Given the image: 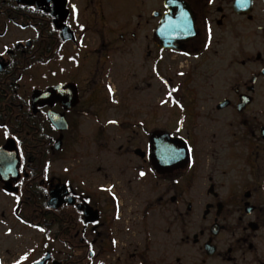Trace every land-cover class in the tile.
<instances>
[{
  "label": "flooded vegetation",
  "instance_id": "af4514ba",
  "mask_svg": "<svg viewBox=\"0 0 264 264\" xmlns=\"http://www.w3.org/2000/svg\"><path fill=\"white\" fill-rule=\"evenodd\" d=\"M166 1L176 0H163L158 21L165 15L185 27L192 22L196 35L166 50L152 26L151 50L139 56L140 24L110 29L107 20H91L84 0H68L66 15L3 0L0 17L34 36L0 52V148L14 141L20 157L11 189L0 182V264H22L11 239L13 226L29 228L28 205L31 229L46 240L34 261L51 253L48 264H264V0H179L182 12ZM2 22L0 35L8 27ZM164 53L184 59L183 83L171 84L160 71ZM113 55L119 86L126 67L138 75L144 62L149 88L155 91V78L163 82L161 106L176 107L177 130L108 119L106 93L113 106L123 104L113 69L106 70ZM31 60L36 69L28 73ZM92 60L109 85L86 82ZM210 62L215 68L201 69ZM198 74L206 83H186ZM55 87L34 113L33 91ZM156 113L153 105L151 121ZM50 116L63 117L68 128L57 129ZM157 132L179 139L181 167L160 165ZM53 193L60 202L51 208Z\"/></svg>",
  "mask_w": 264,
  "mask_h": 264
},
{
  "label": "rangeland",
  "instance_id": "374dc122",
  "mask_svg": "<svg viewBox=\"0 0 264 264\" xmlns=\"http://www.w3.org/2000/svg\"><path fill=\"white\" fill-rule=\"evenodd\" d=\"M84 3L83 4L87 6L86 10L91 16V20H107L110 29H114L118 25L125 24L126 22L132 23L134 26L140 24L141 28L138 31L140 38L139 41L143 42L144 44L143 47L140 48L139 56L141 53L151 50L147 46L146 38L149 33V29H151L152 26L156 27L158 25V19L153 18L152 13L153 11H159L160 13H162L163 0H84ZM101 15L103 17H101ZM7 26L8 27L6 28V33L0 35V52L4 51L7 48H11L15 45V42L17 41L31 39L34 36L31 31L25 30L20 26L17 27L12 22L7 23ZM2 27H5L3 22L2 24H0V28ZM118 56L119 55H113L114 59L111 57L114 63L113 65L106 66V70L109 68L113 69L111 83H113L115 89L118 90V92L116 93L118 94L117 100L123 101V104L121 105L122 108L118 106H113L112 103L110 104L111 101L110 99H108L106 93V113L108 119H114L115 121L127 119L129 120V122L133 121L136 124L143 125V127L147 130L153 127H171L170 131H173L174 129L177 130L179 121L176 107L174 105L161 106V102L164 101V92L163 88L161 87L163 82L158 78H155V91L153 92V88H149L150 83L148 82V69L146 63L144 62L143 68L142 64L140 65L138 75H136L137 72L133 74L135 71L131 68L126 67V69L121 72V74H123V77L121 78L124 79L123 86H119L118 82L116 81V79L119 80V71L121 69L120 67L118 68ZM123 57L124 59H130V57L126 55ZM134 58L136 59V63L141 62L138 56ZM183 61L184 59L181 57H175L169 53H164L160 71L162 72V74L172 77L173 81L171 84L173 85H178L184 82V80L182 79V70L180 69V65L181 63H183ZM188 61L190 62L191 60ZM93 63L94 65L91 68V75L87 77L86 82L92 87H94V85H98L99 87L101 85L103 87L105 85H109L106 76H103L105 71L98 72V69L101 68V66L98 63L95 64V61H93ZM210 65L214 66V63L210 62L209 66L208 64H205L201 67V69L208 70V67H210ZM94 66L96 69H94ZM195 66L196 65H194V67ZM103 70H105V67ZM97 74L98 76H96ZM116 76L118 77L116 78ZM190 77L191 76L188 75L186 81L187 84L206 83L207 80V77H200V75L198 74V76L194 77L195 81L192 82L191 79L188 80V78ZM23 84H25V82ZM31 85H33V83L27 82V84L25 85L26 88H24L31 92ZM93 89H95V87ZM152 93H155L154 96L151 95ZM116 94L114 93L113 95ZM119 96H122V98H119ZM101 102H104L103 98ZM153 105L156 107L157 113L155 116V120L151 121L150 117ZM176 122L177 125L175 124ZM171 123L174 124L170 126ZM135 131L141 133L138 129H136ZM108 132L115 133L118 131L116 128H109ZM131 134L132 130H129L128 132L124 131V145H126L127 143V137ZM120 142L121 141H115L113 148L116 151L120 146ZM67 152L68 147H66L64 155L68 156ZM113 181L114 179L108 180V184ZM19 230L21 232H19ZM16 234H19L20 238H17L15 240L14 236ZM44 244L45 240H42V236L40 233H38L37 230L27 228L25 231H23L22 228L13 226V238L11 239V246L12 251L15 250V253L17 254L16 258H20V263H30L33 260L37 259L42 254V245Z\"/></svg>",
  "mask_w": 264,
  "mask_h": 264
},
{
  "label": "water",
  "instance_id": "95a60500",
  "mask_svg": "<svg viewBox=\"0 0 264 264\" xmlns=\"http://www.w3.org/2000/svg\"><path fill=\"white\" fill-rule=\"evenodd\" d=\"M50 1V0H49ZM55 2L53 8H48L47 0H17L19 4H25L30 6H37L38 9L45 10L48 13H52L56 15L57 13H61L66 15V6L67 0H52ZM171 9L179 8V11H183L181 7V3L179 0L174 1L173 4L170 6ZM157 16V14H156ZM185 23H182V19L179 18L176 20H168L165 17L162 19L160 26L156 31V36L159 38L160 43L164 48H173L175 47L174 44L181 43L188 39L194 37V29L193 23L190 22L188 27L183 26ZM18 48V47H17ZM5 66L0 67V71L4 69ZM60 90L59 88H53L47 90L45 93H41L40 91H34L32 97V108H35L37 101L45 96L54 94L56 91ZM52 117L50 116V120L53 125L59 129L64 130L67 129V123L63 117ZM152 140L155 141L156 146V155L162 157V159H166L165 162H162L160 165L171 166V169L179 168L183 164L181 162L183 159L186 160L185 155L181 154L180 148L177 145H180V141L178 139L171 138L170 135L167 133L157 132L152 135ZM170 143L171 145H168ZM176 144V145H175ZM59 148V146L57 147ZM19 164L18 153L14 147L13 142H8L5 146L0 149V181L5 184L6 189H11V181L16 180L17 178V167ZM159 164V163H158ZM157 164V165H158ZM159 165V166H160ZM52 199L49 203L50 206H54L57 203V195L55 193L52 194ZM51 259L50 255L48 254L42 261L37 262L35 264H46Z\"/></svg>",
  "mask_w": 264,
  "mask_h": 264
},
{
  "label": "trees",
  "instance_id": "16d2710c",
  "mask_svg": "<svg viewBox=\"0 0 264 264\" xmlns=\"http://www.w3.org/2000/svg\"><path fill=\"white\" fill-rule=\"evenodd\" d=\"M7 4H14L13 3V1L12 0H7V2H6ZM0 5H3V0H0ZM9 13V12H8ZM29 63H32V61L31 62H29ZM33 207L31 206V205H28V208H27V210L25 211V213H26V216H27V220H26V222H27V224L30 226V225H33V223H32V217H30V215H32V212H33Z\"/></svg>",
  "mask_w": 264,
  "mask_h": 264
}]
</instances>
